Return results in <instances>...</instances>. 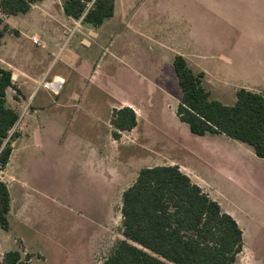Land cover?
I'll return each instance as SVG.
<instances>
[{"label":"rangeland","instance_id":"1","mask_svg":"<svg viewBox=\"0 0 264 264\" xmlns=\"http://www.w3.org/2000/svg\"><path fill=\"white\" fill-rule=\"evenodd\" d=\"M1 18L0 29L7 24ZM88 27L75 22L60 53L45 58L50 77L24 95L10 91L20 137L0 170L12 199L11 229L0 226V263L21 250L32 264H99L123 238V190L144 167L178 165L242 228L236 264H264V159L225 135L191 133L176 115L182 90L174 68L183 56L225 105H234L241 88L264 93V0H116L114 17L99 29L102 45L81 42ZM4 41L0 55L18 65L45 51L23 39L15 55L9 50L18 40ZM73 53L97 66L94 81L65 66ZM59 72L65 83L54 95L44 84ZM124 101L138 125L114 141L110 112Z\"/></svg>","mask_w":264,"mask_h":264},{"label":"trees","instance_id":"2","mask_svg":"<svg viewBox=\"0 0 264 264\" xmlns=\"http://www.w3.org/2000/svg\"><path fill=\"white\" fill-rule=\"evenodd\" d=\"M43 0H0L2 18L26 14ZM68 17L101 27L115 15L116 0H62ZM7 33L0 29V47ZM174 68L182 90L176 115L197 136L218 135L250 146L264 159V93L241 88L234 105L212 99L204 85V72H195L176 55ZM14 88L12 71L0 62V170H5L20 137L15 130L21 114L8 104ZM115 140L138 125L133 108L114 109L110 120ZM11 193L0 181V226L11 229ZM121 235L100 264H236L244 249V232L237 220L178 165L142 168L136 181L122 194ZM32 255L6 252L0 264H32Z\"/></svg>","mask_w":264,"mask_h":264},{"label":"crops","instance_id":"3","mask_svg":"<svg viewBox=\"0 0 264 264\" xmlns=\"http://www.w3.org/2000/svg\"><path fill=\"white\" fill-rule=\"evenodd\" d=\"M61 1L62 0H59V4L61 7L60 9L56 5L53 6V4H56V0H43L41 2L34 3L32 5L31 10L27 12L26 14L12 16L15 18H18L19 16H23L21 17V19H18V22L16 25H13L9 22L11 17L6 18L7 25L10 27L11 33L6 34L5 37L7 36H10L12 38L15 37L18 40V41L11 42V45H10L11 49L9 50L10 53H15L16 55L17 51L20 52L22 47L19 41L23 39L31 42L37 48L45 47V51L43 52L40 51L39 56L32 57L30 55L28 56L27 54H25L27 56H25L24 63L20 65L15 64V62H10V60H8L6 56L0 55V62L2 66L12 71L13 75H15V77L13 78L14 88H9L7 90L8 104L9 106L13 108H16V107L13 106L10 101V97H9L10 91L15 90L16 89L15 86H16L17 87L16 90L23 94L24 91L27 92L28 90H30L33 87V85H35L38 81L44 80L45 77H50L48 76V70H47L48 68L44 60L47 56L54 57L60 53L64 45L63 43L66 40V36L69 34L70 27L75 22L77 23L78 21L71 17H68L65 14L63 3ZM101 27L93 28L89 26L88 29L85 31V33L82 35L81 42H84L85 44L86 42H88V44L86 45L89 48H93L94 46H97V45H102V43L106 39V32L104 30L99 31ZM90 34L93 36L92 38L89 37ZM5 37L2 40V46L0 47V50L2 47L7 46L6 42L4 41ZM34 40H37L38 43H35ZM106 48L108 49V47ZM221 57L223 60L231 61V58L225 54H222ZM64 64L69 70H71L74 74H76V76L83 78L85 80L94 81L93 77L96 76V73L94 75L93 71L97 69V66L93 64L90 58H87V57L85 58L84 56L73 53L71 57L65 58ZM58 79H62L63 85H64L65 78L63 74H61L60 72L53 74L52 81L46 80L45 82L50 83ZM73 95L75 98V102L78 103L76 99L80 98V96H78L77 93H74ZM125 105H128V103L124 101L122 102L121 106H117V107L122 108V107H125ZM128 106L133 108L130 104ZM117 107L115 106L112 107L111 112H110L111 117H112L113 110L116 109ZM110 120H109V125H108L109 127H111ZM111 131H113V128ZM36 135H39V140L37 144L40 145L42 142L41 132L37 130ZM113 140L116 141L114 137H113ZM13 154H14V151H13ZM13 154L11 156V160H12ZM92 156L95 161L96 147L95 149H93ZM11 160L9 162V165L11 163ZM94 170H95V166H94ZM126 189H124L123 192ZM121 202H122V199H121ZM11 210H12V202H11Z\"/></svg>","mask_w":264,"mask_h":264},{"label":"built area","instance_id":"4","mask_svg":"<svg viewBox=\"0 0 264 264\" xmlns=\"http://www.w3.org/2000/svg\"><path fill=\"white\" fill-rule=\"evenodd\" d=\"M35 43H38L37 40H34ZM48 89H50V91L54 94V95H58L62 85H63V81H57L54 80L53 82H45L44 84Z\"/></svg>","mask_w":264,"mask_h":264},{"label":"bare ground","instance_id":"5","mask_svg":"<svg viewBox=\"0 0 264 264\" xmlns=\"http://www.w3.org/2000/svg\"><path fill=\"white\" fill-rule=\"evenodd\" d=\"M57 81H62V79H58Z\"/></svg>","mask_w":264,"mask_h":264},{"label":"water","instance_id":"6","mask_svg":"<svg viewBox=\"0 0 264 264\" xmlns=\"http://www.w3.org/2000/svg\"><path fill=\"white\" fill-rule=\"evenodd\" d=\"M15 77V75H13V78Z\"/></svg>","mask_w":264,"mask_h":264}]
</instances>
